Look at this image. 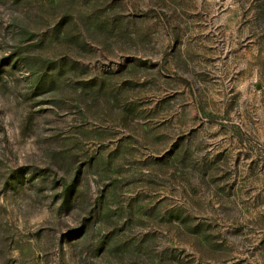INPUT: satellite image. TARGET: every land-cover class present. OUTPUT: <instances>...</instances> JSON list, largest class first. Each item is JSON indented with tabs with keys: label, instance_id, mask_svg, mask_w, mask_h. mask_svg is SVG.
<instances>
[{
	"label": "rangeland",
	"instance_id": "374dc122",
	"mask_svg": "<svg viewBox=\"0 0 264 264\" xmlns=\"http://www.w3.org/2000/svg\"><path fill=\"white\" fill-rule=\"evenodd\" d=\"M0 264H264V0H0Z\"/></svg>",
	"mask_w": 264,
	"mask_h": 264
}]
</instances>
